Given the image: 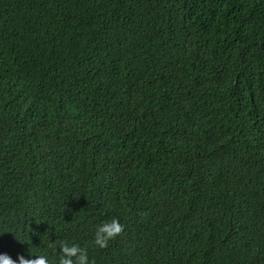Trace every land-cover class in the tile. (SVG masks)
<instances>
[{"label":"trees","instance_id":"trees-1","mask_svg":"<svg viewBox=\"0 0 264 264\" xmlns=\"http://www.w3.org/2000/svg\"><path fill=\"white\" fill-rule=\"evenodd\" d=\"M59 241L264 264V0H0V253Z\"/></svg>","mask_w":264,"mask_h":264},{"label":"clouds","instance_id":"clouds-1","mask_svg":"<svg viewBox=\"0 0 264 264\" xmlns=\"http://www.w3.org/2000/svg\"><path fill=\"white\" fill-rule=\"evenodd\" d=\"M124 227L118 218L98 224L92 244L99 249L107 248L110 242L124 231ZM0 264H54V261L46 253L34 255L29 252V258L18 254L16 259L8 253H0ZM55 264H94V262L89 260L87 247H82L77 242L59 241L58 259Z\"/></svg>","mask_w":264,"mask_h":264}]
</instances>
